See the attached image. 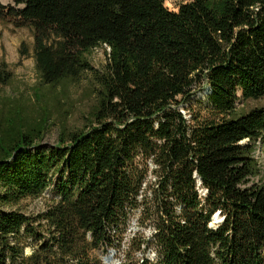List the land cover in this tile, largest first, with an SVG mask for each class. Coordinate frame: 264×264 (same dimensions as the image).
I'll return each instance as SVG.
<instances>
[{"label":"trees","instance_id":"16d2710c","mask_svg":"<svg viewBox=\"0 0 264 264\" xmlns=\"http://www.w3.org/2000/svg\"><path fill=\"white\" fill-rule=\"evenodd\" d=\"M13 2L0 19L33 36L40 106L1 104L0 264H102L140 206L152 234L137 250L155 264H264V0ZM85 76L92 104L71 129L58 97ZM12 78L2 58L0 85ZM48 190L43 211L19 208Z\"/></svg>","mask_w":264,"mask_h":264},{"label":"rangeland","instance_id":"374dc122","mask_svg":"<svg viewBox=\"0 0 264 264\" xmlns=\"http://www.w3.org/2000/svg\"><path fill=\"white\" fill-rule=\"evenodd\" d=\"M184 1L187 0H165V6L170 10H176L178 4ZM0 2L5 6L14 5L13 0H0ZM23 41L28 45L29 55L27 57L20 56V44ZM32 45L33 36L30 30L24 27L16 28L11 22L0 19V60L3 58L6 61L13 75L10 84L0 85V108L3 101L5 107L22 104L34 111L40 106V103H37L34 98V89L38 86V78L35 71ZM90 60L94 68H102L106 63V49L104 47L95 49ZM90 85L89 76H85L79 83L69 86L66 95L61 94L58 97L62 109L68 113L66 121L71 129L82 126L84 116L92 104V97L89 96ZM207 94L208 86L205 85L204 89L198 92L194 99L206 101ZM49 99V104H51L53 102L52 96ZM261 104L263 101L250 102L247 103V106L252 107ZM181 111L188 113L186 107H181ZM58 131V125H53L46 133L42 144L48 147L53 146L57 141ZM256 155L261 166V173H264V149L259 147ZM149 168L150 171L153 169L150 161ZM147 179L153 181L151 173ZM254 180L257 181L258 178ZM150 194L151 190L149 189L145 191L143 196H150ZM51 198L52 194L48 190L36 199L23 200L19 208L27 215L36 214L48 206ZM143 219L142 206H140L132 212L123 232L115 238L114 244L108 246L107 249L102 248L94 252L100 257L102 264H146L144 259L147 260V264L156 263L154 247L151 246L144 253L137 250L138 243L144 239L150 241L152 234V224L148 220L144 219L143 221ZM31 251L32 247L27 246L26 254H30ZM108 256L110 259L106 261L105 258Z\"/></svg>","mask_w":264,"mask_h":264},{"label":"built area","instance_id":"2783aa9c","mask_svg":"<svg viewBox=\"0 0 264 264\" xmlns=\"http://www.w3.org/2000/svg\"><path fill=\"white\" fill-rule=\"evenodd\" d=\"M198 188H199V190H200L201 194H202V195H204V194H205V192H206V190H205L204 188H203V189H201V188H202V186H201V184H200V182H199V181H198ZM220 220H221V218H219L218 214H215V215H214V217H213L212 225H215V224L219 223V222H220Z\"/></svg>","mask_w":264,"mask_h":264},{"label":"water","instance_id":"95a60500","mask_svg":"<svg viewBox=\"0 0 264 264\" xmlns=\"http://www.w3.org/2000/svg\"><path fill=\"white\" fill-rule=\"evenodd\" d=\"M105 259H106V261H108L110 259V256L106 257Z\"/></svg>","mask_w":264,"mask_h":264},{"label":"bare ground","instance_id":"6f19581e","mask_svg":"<svg viewBox=\"0 0 264 264\" xmlns=\"http://www.w3.org/2000/svg\"><path fill=\"white\" fill-rule=\"evenodd\" d=\"M5 1H7V0H5Z\"/></svg>","mask_w":264,"mask_h":264}]
</instances>
